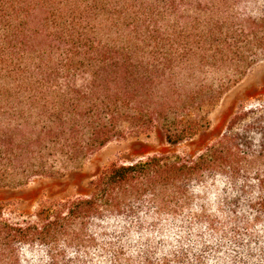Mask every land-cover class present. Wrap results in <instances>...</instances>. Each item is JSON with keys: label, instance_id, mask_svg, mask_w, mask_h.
Masks as SVG:
<instances>
[{"label": "trees", "instance_id": "obj_1", "mask_svg": "<svg viewBox=\"0 0 264 264\" xmlns=\"http://www.w3.org/2000/svg\"><path fill=\"white\" fill-rule=\"evenodd\" d=\"M262 62L264 0H0V190L156 130L189 143ZM89 189L0 203V264H264V100Z\"/></svg>", "mask_w": 264, "mask_h": 264}, {"label": "rangeland", "instance_id": "obj_2", "mask_svg": "<svg viewBox=\"0 0 264 264\" xmlns=\"http://www.w3.org/2000/svg\"><path fill=\"white\" fill-rule=\"evenodd\" d=\"M262 100L264 62L256 65L243 82L224 97L210 116V128L193 141L172 148L166 144L160 130L149 136L116 141L94 155L80 171L63 178L38 179L16 190H0V203L22 204L25 210L32 211L45 200L88 195L90 182L111 165H128L156 154L179 152L196 155L223 135L229 121L238 111L252 107Z\"/></svg>", "mask_w": 264, "mask_h": 264}]
</instances>
